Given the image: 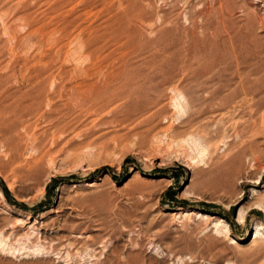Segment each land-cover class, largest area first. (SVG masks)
Segmentation results:
<instances>
[{"label": "rangeland", "instance_id": "1", "mask_svg": "<svg viewBox=\"0 0 264 264\" xmlns=\"http://www.w3.org/2000/svg\"><path fill=\"white\" fill-rule=\"evenodd\" d=\"M0 264H264V0H0Z\"/></svg>", "mask_w": 264, "mask_h": 264}, {"label": "bare ground", "instance_id": "2", "mask_svg": "<svg viewBox=\"0 0 264 264\" xmlns=\"http://www.w3.org/2000/svg\"><path fill=\"white\" fill-rule=\"evenodd\" d=\"M261 72V71H260ZM255 90V89H254ZM245 214V213H244ZM197 216H199V218L201 217H204L205 215L204 214H200V213H197ZM242 218V217H241ZM214 219V218H213ZM244 219V217H243ZM218 222H221L222 223V220L221 219H218ZM227 227V226H226Z\"/></svg>", "mask_w": 264, "mask_h": 264}]
</instances>
